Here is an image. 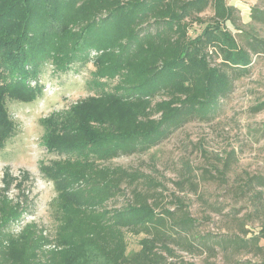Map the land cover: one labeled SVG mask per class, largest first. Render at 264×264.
Instances as JSON below:
<instances>
[{"label": "trees", "instance_id": "trees-1", "mask_svg": "<svg viewBox=\"0 0 264 264\" xmlns=\"http://www.w3.org/2000/svg\"><path fill=\"white\" fill-rule=\"evenodd\" d=\"M251 10L264 24V10ZM236 20L228 0H0V149L16 131L8 101L38 99L47 65L78 74L92 64L94 91L61 123L64 134L48 139L64 154L48 172L59 191L54 232L23 224L19 206L2 197L0 264H90L89 253L103 264H180L168 260L170 244L224 264H264V174L240 178L236 189L251 209L230 211L233 226L216 234L197 233L183 201L177 213L158 211L135 190L126 204L110 205L126 180L146 177L107 162L148 152L192 120H212L234 81L252 72L264 38L241 27L237 37L227 27ZM128 232L143 234L140 249L129 250Z\"/></svg>", "mask_w": 264, "mask_h": 264}, {"label": "rangeland", "instance_id": "rangeland-1", "mask_svg": "<svg viewBox=\"0 0 264 264\" xmlns=\"http://www.w3.org/2000/svg\"><path fill=\"white\" fill-rule=\"evenodd\" d=\"M237 8L235 23L228 29L237 36L241 27L264 38V24L252 17L251 8L264 10V0H228ZM210 19L212 10L204 14ZM194 28L200 29L199 25ZM238 37V36H237ZM242 44V43H241ZM254 66L248 76L234 81L231 93L223 100L218 116L207 122L192 120L174 131L145 153L121 155L106 164L123 167L146 178L126 180L124 192L110 202L119 207L134 199V191L151 197L157 210L179 212L180 201L199 224L197 233L225 232L233 222L229 213L241 208L242 216L250 210L246 197H240L237 183L246 173L264 174V110L255 106L264 101V54L254 55ZM92 64L81 72L58 74L47 65L41 74L43 94L33 102L8 101L16 131L0 149V199L10 197L23 213L22 223L35 222L44 234L53 233L57 224L59 191L48 173L55 161L63 157L60 150L49 148L48 139L64 134L59 128L74 107L94 94L88 79ZM34 83V82H32ZM236 152V159L229 155ZM231 162L225 177L215 168L223 169ZM193 173V174H191ZM243 206L246 207L243 209ZM221 208L222 212H216ZM260 228L259 223L250 224ZM141 235L127 233L129 250L140 249ZM264 244V239L262 240ZM175 255L169 261L180 264H224L222 258L206 253H193L170 244ZM90 264L103 260L89 253Z\"/></svg>", "mask_w": 264, "mask_h": 264}]
</instances>
